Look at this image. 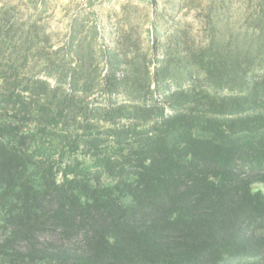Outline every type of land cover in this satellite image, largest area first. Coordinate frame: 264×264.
Segmentation results:
<instances>
[{
    "label": "trees",
    "instance_id": "16d2710c",
    "mask_svg": "<svg viewBox=\"0 0 264 264\" xmlns=\"http://www.w3.org/2000/svg\"><path fill=\"white\" fill-rule=\"evenodd\" d=\"M260 3L238 39L153 15L145 49L0 21V264H264Z\"/></svg>",
    "mask_w": 264,
    "mask_h": 264
},
{
    "label": "rangeland",
    "instance_id": "374dc122",
    "mask_svg": "<svg viewBox=\"0 0 264 264\" xmlns=\"http://www.w3.org/2000/svg\"><path fill=\"white\" fill-rule=\"evenodd\" d=\"M260 8V0H0V21L13 29L32 27L42 42L47 38L46 46L55 49L67 37L71 19L81 16L97 25L99 45H112V39L131 32L145 49L153 39L147 31L153 15L168 27L165 34L178 23L188 31L190 41H205L214 27L223 32L228 26L238 39ZM125 12L130 22H123Z\"/></svg>",
    "mask_w": 264,
    "mask_h": 264
}]
</instances>
